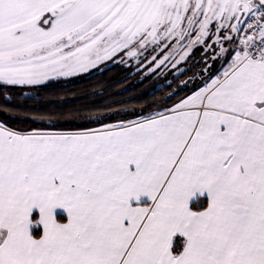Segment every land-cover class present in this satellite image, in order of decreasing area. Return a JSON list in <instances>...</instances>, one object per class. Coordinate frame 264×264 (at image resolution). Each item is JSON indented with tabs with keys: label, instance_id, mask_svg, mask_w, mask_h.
<instances>
[{
	"label": "snow or ice",
	"instance_id": "1",
	"mask_svg": "<svg viewBox=\"0 0 264 264\" xmlns=\"http://www.w3.org/2000/svg\"><path fill=\"white\" fill-rule=\"evenodd\" d=\"M112 61L168 91L17 114ZM0 264H264V0H0Z\"/></svg>",
	"mask_w": 264,
	"mask_h": 264
},
{
	"label": "trees",
	"instance_id": "2",
	"mask_svg": "<svg viewBox=\"0 0 264 264\" xmlns=\"http://www.w3.org/2000/svg\"><path fill=\"white\" fill-rule=\"evenodd\" d=\"M132 69L122 65L109 66L102 71H96L83 79L58 80L48 84L40 93L44 99L39 101L40 108L34 107V101H25L21 105L18 115L38 116L47 118L49 113L45 109H68L80 105L100 104L108 100H127L128 97L151 95L159 96L168 91L163 85L158 87L151 79L137 80L138 74L131 73ZM159 91H156V88ZM135 103L134 100H127Z\"/></svg>",
	"mask_w": 264,
	"mask_h": 264
},
{
	"label": "rangeland",
	"instance_id": "3",
	"mask_svg": "<svg viewBox=\"0 0 264 264\" xmlns=\"http://www.w3.org/2000/svg\"><path fill=\"white\" fill-rule=\"evenodd\" d=\"M132 64H135V61H132ZM117 65H121L119 64L118 62L116 61H112V62H105V65H102L101 68L104 70L106 67H109V66H117ZM124 67H127V68H130L132 69L131 73L133 74H138V77H137V80L140 81V80H145L143 78L142 75H140V73L135 70L132 65H122ZM96 71H101V70H93L92 73L96 72ZM89 74H81L79 77L77 78H72L70 80H67L69 82H71V80H78V79H83V77H86L88 76ZM148 79H151L154 83H157L158 87H162L163 85L167 84L170 80H171V77H168L167 79L164 78V75L161 74L160 77H155V76H148Z\"/></svg>",
	"mask_w": 264,
	"mask_h": 264
}]
</instances>
